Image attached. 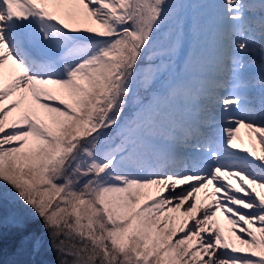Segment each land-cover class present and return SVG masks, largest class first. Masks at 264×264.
Returning a JSON list of instances; mask_svg holds the SVG:
<instances>
[{
    "label": "snow or ice",
    "instance_id": "6c2138e0",
    "mask_svg": "<svg viewBox=\"0 0 264 264\" xmlns=\"http://www.w3.org/2000/svg\"><path fill=\"white\" fill-rule=\"evenodd\" d=\"M187 7L211 11L189 22ZM184 99L205 103L194 123L169 110ZM241 127L259 152L237 150ZM9 197L43 221L59 264H264V0H0Z\"/></svg>",
    "mask_w": 264,
    "mask_h": 264
},
{
    "label": "rangeland",
    "instance_id": "374dc122",
    "mask_svg": "<svg viewBox=\"0 0 264 264\" xmlns=\"http://www.w3.org/2000/svg\"><path fill=\"white\" fill-rule=\"evenodd\" d=\"M185 4L195 5L201 2L204 3H215L216 0H183ZM210 9H197L194 7H187L184 9V19L187 21H191V18L197 16H207L210 13ZM206 24V21H205ZM35 55L43 57L45 53L40 50H36L34 52ZM201 55L204 58V66L197 73V79L201 81H208L212 79L214 74V69L212 66V58L214 55V46L210 39H205L202 41L201 47ZM249 75L253 77L256 81L255 87L252 89V95L258 100L261 94V87L259 85L260 79V70L258 67H251L249 69ZM191 78V77H190ZM150 93L147 94L144 91L140 92V99L143 101H147ZM132 110L128 111L129 116L125 118L133 117L137 112V105L135 102L131 103ZM205 107V103L201 100L196 99H184L175 102L170 106V112L174 116L177 121L194 123L201 113L202 109ZM238 135V139L236 143L240 146L238 151L243 148H248L252 150L253 148L259 152L261 149V145L256 136V133L251 132V130L241 127ZM243 154V153H241ZM211 191V187L206 190ZM201 202H211L210 199L205 201V191H202L200 194ZM12 202V199H0V231L2 228H6L4 230H8L9 228H19L21 230L22 227L30 223L33 219L36 218L35 214L28 208L26 205L23 207L16 206L18 204L16 201ZM32 226L35 227V224ZM216 226H218L221 231L224 233V236L228 239L229 243L236 244L237 247H240L239 241L236 240L235 235L229 232V228L231 227L228 224V221L225 219V215L223 213H217L216 217ZM5 232V231H1ZM38 244L39 248L36 249L35 245ZM33 249L36 251L35 257L31 256L34 260V263L39 264H59V257L57 252L52 248L50 239L48 234L44 231L42 225L37 229V233H35V238L32 242H30ZM71 260V257L68 258ZM0 264H26V256H23L22 259H18L17 261H7L5 259L0 258Z\"/></svg>",
    "mask_w": 264,
    "mask_h": 264
},
{
    "label": "trees",
    "instance_id": "16d2710c",
    "mask_svg": "<svg viewBox=\"0 0 264 264\" xmlns=\"http://www.w3.org/2000/svg\"><path fill=\"white\" fill-rule=\"evenodd\" d=\"M9 199L12 198L9 197ZM14 201L18 203L15 204L16 206H24V204L18 199H12L13 203H15ZM32 224H35V227L32 226ZM41 225L44 228L43 221L36 216L35 219L22 227L21 230H18V227L12 228V230L9 228L7 231L4 230L6 228H2L1 231L5 232L0 231V258L9 262L13 260L17 261L18 259H22L23 256H26V264H39L34 263V260L31 257H35L37 253L35 252L36 250L33 249L32 245H30V242H32L35 238V233H37V229ZM44 231L47 233L45 228Z\"/></svg>",
    "mask_w": 264,
    "mask_h": 264
}]
</instances>
